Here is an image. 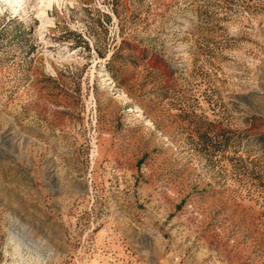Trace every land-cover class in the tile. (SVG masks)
Segmentation results:
<instances>
[{"label":"rangeland","instance_id":"1","mask_svg":"<svg viewBox=\"0 0 264 264\" xmlns=\"http://www.w3.org/2000/svg\"><path fill=\"white\" fill-rule=\"evenodd\" d=\"M0 264H264V0H0Z\"/></svg>","mask_w":264,"mask_h":264}]
</instances>
